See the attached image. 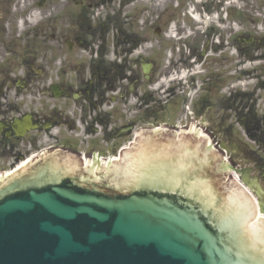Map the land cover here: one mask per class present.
I'll return each instance as SVG.
<instances>
[{
	"label": "flooded vegetation",
	"instance_id": "af4514ba",
	"mask_svg": "<svg viewBox=\"0 0 264 264\" xmlns=\"http://www.w3.org/2000/svg\"><path fill=\"white\" fill-rule=\"evenodd\" d=\"M155 128L207 136L264 216V0H0V178Z\"/></svg>",
	"mask_w": 264,
	"mask_h": 264
},
{
	"label": "water",
	"instance_id": "95a60500",
	"mask_svg": "<svg viewBox=\"0 0 264 264\" xmlns=\"http://www.w3.org/2000/svg\"><path fill=\"white\" fill-rule=\"evenodd\" d=\"M0 264H264V220L208 143L147 131L111 164L1 180Z\"/></svg>",
	"mask_w": 264,
	"mask_h": 264
},
{
	"label": "rangeland",
	"instance_id": "374dc122",
	"mask_svg": "<svg viewBox=\"0 0 264 264\" xmlns=\"http://www.w3.org/2000/svg\"><path fill=\"white\" fill-rule=\"evenodd\" d=\"M139 130H141V129H137V130H135V131H139ZM128 140H130V139H127V141H128ZM128 144H129V143H123V144L121 145V147H122V146H123V147H124V146H127ZM121 147H120V148H121Z\"/></svg>",
	"mask_w": 264,
	"mask_h": 264
}]
</instances>
